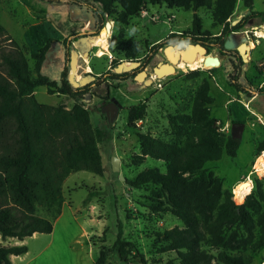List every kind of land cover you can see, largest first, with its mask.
I'll return each instance as SVG.
<instances>
[{
	"label": "rangeland",
	"instance_id": "obj_1",
	"mask_svg": "<svg viewBox=\"0 0 264 264\" xmlns=\"http://www.w3.org/2000/svg\"><path fill=\"white\" fill-rule=\"evenodd\" d=\"M74 2L80 5L76 6ZM144 10L146 14L142 12L131 18L128 25H123L117 23L115 17L96 19L95 13L100 12L101 7L89 0H62L54 4L43 0H0V24L7 28L11 38H15L13 40L22 45L32 69L35 67L33 55L54 40L42 73L51 81L60 83L61 74L67 69L69 81L74 79L79 87L90 84L91 90L97 92L98 95L92 96L85 106L91 112L104 168L102 176L81 171L65 180L64 210L54 223L52 235L43 234L23 241L3 240L0 236L1 246L28 247V253L17 258L23 260H14V264H94L100 248L113 246L120 224L124 239L132 242L138 252V258L128 264H167L174 261L175 254L158 253L165 244L157 235L175 227L183 228L182 222L170 212L166 193L157 185L132 188L129 182L146 169L166 172L164 161L150 157L141 165L134 163L135 157L141 154L138 135L151 134L169 143L183 142L184 138L177 136L171 125L170 117L191 113L193 100L205 81L210 84V94L214 98L212 117L218 120L221 131L231 135L232 127L238 122L245 128L236 158L224 156L220 161L206 163L204 168L224 180V190L231 191L234 200H237L234 189L240 183L245 189L242 200L252 186L254 190L246 199L256 195L257 181L261 182L264 192V175L254 171L257 160L264 154L262 151L258 155L256 150L264 141V39L257 40L254 36L256 32L264 33L260 18L250 19L247 25L251 22L252 28L243 29L248 31L243 36L252 41L255 48L248 53L249 57H237V54L219 52L217 44L223 25L213 19L211 10L201 8L193 12L166 6H148ZM252 10L264 12V0H255ZM194 14L202 20L205 42L170 41L171 34L190 32ZM248 14L242 0H239L230 18V27ZM108 22L113 24L108 35L109 52L99 57V47L93 42L100 37L99 31ZM93 35L98 37L90 40V48L82 43V49L74 47L77 41ZM234 39L239 45L241 39L235 36ZM4 40L1 45L8 46L9 42ZM157 44L160 45L155 46ZM128 45H134L141 66L125 77H114L109 74L115 73L117 68H112L113 60L121 62ZM197 46L204 47L208 54L218 55L222 60L221 67L203 68L180 61L177 64L179 53L188 55ZM73 51L79 53L76 72L71 70L70 64ZM86 52L89 56H85ZM160 64L173 65L175 71L150 85L136 80V75L142 71L147 72L148 78L152 77ZM124 65L129 66L130 63ZM255 93L261 97L250 101ZM35 97L41 104L63 105L67 109L76 103L66 96L49 95L46 87L37 88ZM140 106H145V118L138 122L136 128L129 127L130 109ZM187 129L184 127V131ZM115 157L120 165L118 172L113 170ZM90 193L94 196L89 197ZM37 214L51 218L42 207H38ZM45 243L51 245L45 248ZM244 253L250 258V264H264V247L249 248ZM107 264L119 262L111 254ZM213 264L222 263L214 261Z\"/></svg>",
	"mask_w": 264,
	"mask_h": 264
},
{
	"label": "trees",
	"instance_id": "obj_2",
	"mask_svg": "<svg viewBox=\"0 0 264 264\" xmlns=\"http://www.w3.org/2000/svg\"><path fill=\"white\" fill-rule=\"evenodd\" d=\"M43 1L49 4L62 2ZM89 2L101 7V11L95 13L96 19L115 17V21L123 25H128L131 18L144 12L148 6L193 12L201 8L211 10L213 19L223 25L217 44L220 53L238 55L236 51H226L224 45L228 36L243 30L250 19L260 18L264 25V12L252 10L255 0H242L249 14L232 27L228 20L234 15L239 0ZM74 5L80 4L74 2ZM205 35L201 18L194 14L190 32L171 34L169 40L205 42ZM3 39L9 42L8 46L1 45ZM53 41L50 40L33 55L35 67L32 69L23 48L0 24V236L3 240L23 241L36 233L51 234L63 211L65 180L81 171L98 176L104 173L91 112L85 106L92 96L98 94L91 90L90 84L74 88L67 69L63 70L60 83L51 81L42 73ZM138 58L134 45H128L121 59ZM119 63L113 60L112 68ZM109 74L114 77L129 75L128 72ZM39 87H46L49 95L66 96L76 103L71 109L63 105L41 104L35 97ZM210 92V84L205 81L193 100L191 113L170 117L171 125L177 136L184 138L183 142L169 143L151 134L138 135L141 154L135 157L134 163L141 165L150 157L164 161L166 172L146 169L129 185L132 188L149 184L160 186L167 195L170 212L183 224V228L175 227L157 235L165 244L158 253L176 255V259L167 264H213L214 261L250 264L251 260L244 251L264 247V192L261 182H256V195L246 199L254 190L252 186L244 200V197L237 196L234 200L231 191L224 190V180L204 168L206 163L220 161L224 156L236 158L240 147V142L224 134L218 120L212 117L214 98ZM145 116V106L130 109L129 127L136 128ZM236 125L244 124L238 122ZM184 127L188 129L184 131ZM256 150L258 155L264 151V141ZM93 196L89 194V197ZM38 207L45 209L51 218L39 216ZM27 253V246L0 245V264H13L12 256ZM111 254L119 264H128L138 258L135 245L124 239L121 224L113 246L100 248L94 264H107ZM141 260L144 261L143 258Z\"/></svg>",
	"mask_w": 264,
	"mask_h": 264
},
{
	"label": "water",
	"instance_id": "obj_3",
	"mask_svg": "<svg viewBox=\"0 0 264 264\" xmlns=\"http://www.w3.org/2000/svg\"><path fill=\"white\" fill-rule=\"evenodd\" d=\"M236 24L237 23H235L234 25H236ZM112 27H113L112 22H108V23L105 24V27L103 29H106L107 32L110 33L112 31ZM103 29H101L99 31L98 35L102 32ZM243 34H245V33H243ZM98 35H93V36H91L89 38H85L81 42L80 41H77L75 43L74 47L76 49H80V48L82 49V46L81 45L84 44L85 46H87L88 48H90L91 47L90 40L92 38L98 37ZM235 35H237V34L236 33H232V35H230L228 37V39L226 40L225 45H224L225 50L226 51H237L240 56L247 57L248 56V53L252 51V48L249 47L250 44L248 42V39L245 38V40L243 41V43H241L240 45H237V43H236V41L234 39V36ZM197 47H200V46H197ZM200 48L202 49V51L204 52V55H205V62L204 63H205V66L206 67H211L212 69H218V68L221 67L222 60L220 59V57L218 55L208 54L207 50L204 47H200ZM78 54H79L78 52L77 53H75L74 51L71 52V61H70V64H71V70L73 72H76L77 71ZM183 55H185V54H183ZM85 56H89V53L86 52L85 53ZM181 58H183V59L185 58L184 60H191V57H189V56H183ZM179 61H180V57H177V62H178L177 64H179ZM130 62L135 63L137 66L135 68H132L129 71H122V72H119L118 71L119 68H120V66L122 64H128ZM139 66H141V63H140L139 60H122L121 61V64H119L117 66V68L115 69V73L121 74V73L131 72V71H134ZM160 66H161V64L158 66V68L156 69V71H160L161 70L160 69ZM146 77H147V72L146 71H142V72H140V73H138L136 75V80L139 81V82L140 81H144V79ZM70 82H71V84H72V86L74 88H78L79 87L78 86V83L76 81H74V79H72ZM244 128H245L244 125H236V126H233L232 127V133H231L232 138L240 142V139L242 137ZM112 164H113V170L115 172H118L120 170V165H119V161H118V159L116 157L113 159Z\"/></svg>",
	"mask_w": 264,
	"mask_h": 264
},
{
	"label": "bare ground",
	"instance_id": "obj_4",
	"mask_svg": "<svg viewBox=\"0 0 264 264\" xmlns=\"http://www.w3.org/2000/svg\"><path fill=\"white\" fill-rule=\"evenodd\" d=\"M102 32H101L102 35L100 34L101 38L99 37L97 40H95L93 42L94 46L99 47V50L97 52V56H99V57H103L109 52L108 51V48H109L108 35L110 33H108L106 29L104 31H102ZM256 35L259 36L260 38H264V33L263 32H256ZM249 47L254 49L255 48L254 43H251V45ZM195 48L197 50L196 49H191L188 55L187 54L183 55V54L179 53L178 57H180V62L187 63V64H190V65H200L203 68H209V67L205 66V63H204L205 62V56L203 55L204 52L202 51V49L200 47H195ZM183 56H189V57H191V60H186V61L183 60V59L181 60V57H183ZM136 66L137 65L135 63H132V62H130L129 66H125L124 64H122L118 71L122 72V71H124L126 69L131 70L132 68H135ZM160 69L161 70L160 71H156L155 74L152 77H150V78L146 77L144 79V81H140V82L145 83L146 85H150L154 81H156L158 79H163L162 77H164V76H166V75H168V74H170V73L175 71V67L173 65H165V64H163L162 66H160ZM89 70H91V69H89ZM78 79L80 80L79 77H78ZM245 107H247V105H245ZM254 170H256L257 173H260L261 175L262 174L264 175V154H263V156L259 157V159L257 160ZM234 194L237 197H244L245 196V189H244L243 183H240L238 186L235 187Z\"/></svg>",
	"mask_w": 264,
	"mask_h": 264
},
{
	"label": "crops",
	"instance_id": "obj_5",
	"mask_svg": "<svg viewBox=\"0 0 264 264\" xmlns=\"http://www.w3.org/2000/svg\"><path fill=\"white\" fill-rule=\"evenodd\" d=\"M245 12H247V11H245ZM241 16H242V15H241ZM242 17H243V16H242ZM89 23H90V20H89ZM234 23H235V22H234ZM252 25H253V24L250 22L248 25H246L245 29H246V28H252ZM5 28H6V27H5ZM6 30H7V28H6ZM79 30H80V27L76 30V32L79 31ZM246 30H247V29H246ZM243 33H246V31H245V30L238 31V32L236 33L237 35H235L236 38H241V37H242V38H241V42H240V44L243 43L242 41H244L245 38H246L245 35L243 36ZM12 37H13V36H12ZM65 37H66V36H65ZM65 37H64V38H65ZM13 38H14V37H13ZM14 39H15V38H14ZM16 41H17V40H16ZM17 43L22 47V45H21L18 41H17ZM240 44H239V45H240ZM262 84H263V83H262ZM262 84H261V86H262ZM260 88H261V87H260ZM259 91H260V89H259ZM35 93H36V92H35ZM259 97H261V96L258 95V93H257V94L255 93V97H253L250 101H252V100H256V99H258ZM245 105H247V104H245ZM252 112L255 113V115L261 116L260 113L254 112L253 110H252ZM63 210H64V207H63ZM60 217H61V216H60ZM60 217H59V218H60ZM59 218H58V219H59ZM58 219H57V220H58ZM56 222H57V221H56ZM52 234H53V232H52L50 235H52ZM39 235H43V234H37V233H36V234H34L32 237H29V238L35 239V238L39 237ZM49 241H51V240H49ZM46 242H47V241H46ZM50 245H51L50 243H45V244H44V247H45V248H48ZM18 257H20V256H12V257H11V261H12L13 264H14V260H18V261H21V259L23 260V258L17 259Z\"/></svg>",
	"mask_w": 264,
	"mask_h": 264
},
{
	"label": "built area",
	"instance_id": "obj_6",
	"mask_svg": "<svg viewBox=\"0 0 264 264\" xmlns=\"http://www.w3.org/2000/svg\"><path fill=\"white\" fill-rule=\"evenodd\" d=\"M144 13V12H143ZM144 14H146V13H144ZM230 20H228V22H229ZM234 33H237V32H234ZM247 34H248V31L246 32ZM178 34H182V33H178ZM219 35H217L216 37H218ZM254 36L256 37V39L257 40H261V39H264V38H260L259 36H257L256 35V33H254ZM248 42H249V44L251 45V43H253L252 41L250 42L249 40H248ZM142 121H140V123H141ZM254 171H256V170H254ZM257 173V172H256Z\"/></svg>",
	"mask_w": 264,
	"mask_h": 264
},
{
	"label": "flooded vegetation",
	"instance_id": "obj_7",
	"mask_svg": "<svg viewBox=\"0 0 264 264\" xmlns=\"http://www.w3.org/2000/svg\"><path fill=\"white\" fill-rule=\"evenodd\" d=\"M206 48H208L207 46H206ZM209 49V48H208ZM237 52V51H236ZM237 57H240V55L238 54V56Z\"/></svg>",
	"mask_w": 264,
	"mask_h": 264
}]
</instances>
